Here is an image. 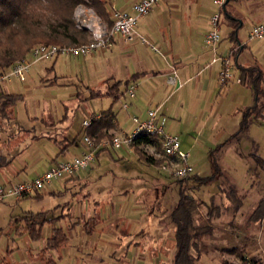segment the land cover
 <instances>
[{
    "label": "crops",
    "instance_id": "obj_1",
    "mask_svg": "<svg viewBox=\"0 0 264 264\" xmlns=\"http://www.w3.org/2000/svg\"><path fill=\"white\" fill-rule=\"evenodd\" d=\"M102 1L104 2V14L110 20L112 7L129 11L131 3L136 0ZM226 9L230 12L231 19L237 23V27L219 13L220 41L216 53L231 51L236 46L237 51L233 60L232 79L224 86H220L218 81L220 62L212 60L214 53L204 42V36L210 29V16L219 11L214 0H157L150 12L138 18L136 25V31L146 36L155 46L156 51L139 42L136 37L129 42H124L126 44V75L121 79L112 75L109 77L104 75L85 88L87 89L86 99L89 96V90H99L103 93L106 87L114 82L126 80L127 85H120L122 96L118 100L123 110L118 112L115 103H111V97L101 95L94 97L103 100L99 109L96 112L91 110L90 114L98 118L102 110L112 106L115 115V128L109 129L108 132L114 136L127 134L133 129L132 116L144 118L148 109H156L157 121L164 124L166 132L178 135L180 148L188 153V161L193 166L191 178L193 176L199 177L197 173L193 175L194 168L199 166L197 155L201 151L210 154L213 149H216L219 155L222 172L231 177L228 172L226 157L229 154L234 157H241L240 155H242L237 148L240 142L236 144L232 135L238 129L243 110L250 107L254 102L253 91L243 80V70L248 66H258L264 74V37L255 40L248 39L251 27L256 22L264 21V0H229ZM102 22L106 24L104 20ZM232 31H235L236 39H238L237 44L229 37ZM115 39L120 40L121 38L114 35L111 38V43ZM103 52L105 51L84 57L82 64L79 65L81 78L84 72L87 74L89 70L97 71L96 62L104 58ZM58 56L54 60L48 61L50 66L43 65L41 67L36 64V69L37 71L42 70L43 77L47 79V84H44V87L55 89L57 85L71 86L74 90H71L67 97L76 98L79 95L77 88L68 82L72 80L64 79L65 75L59 74L55 68ZM68 56L73 60L75 59L71 55ZM67 60L69 61L66 59L65 64L68 63ZM71 62L69 61L71 66L74 65ZM87 64H92V66L89 67ZM85 65L88 69L86 68L83 72L82 67ZM173 70L177 77L175 82L170 84L167 82V76ZM50 81L54 82L51 83ZM89 81L94 80L90 79ZM5 83L6 81L0 82V92H6L5 86H3ZM130 84L135 85L133 97L124 93ZM59 101L61 102L60 99ZM124 102L127 104L126 108L121 105ZM35 103L37 107L38 102L35 101ZM65 108L61 110L65 111ZM76 108L74 107L71 112H74ZM56 111L50 113V111L44 110L39 116H32L31 118L27 116L28 122H23L25 126H17L14 111V118L8 122L5 129L6 134L13 133L17 129H25L33 138L28 137L26 142L23 140L17 143L10 151H3L9 163L0 168V184L31 179L47 170L55 162L71 159L84 150L82 133H87L88 128L83 129L80 123L70 140L71 122L67 121L69 117H72V114L69 116L68 112L65 111L62 117L63 114ZM254 123L263 126L258 122L251 124ZM36 126L37 130L35 131ZM79 133H81L80 136ZM243 139L250 145L251 142L255 146L258 145L255 139L248 134ZM67 144V148H64ZM142 147L144 149L152 148L156 157L161 156V152H156L151 145ZM109 148L113 147L106 141L101 142L100 150L95 155L93 165L77 171L70 177L52 181L38 191L37 195L40 198H35L36 200H43L46 197L60 198V202L50 206L49 210H41L38 213L48 212L57 206L61 208L68 203L71 214L76 211L80 216H84L80 219L81 222H78L77 219H70L74 226L69 230L66 229L69 224L67 220L49 223L55 225L54 227H61L66 231L68 237L67 243L59 251L51 250L50 253L45 254L51 260L64 259L67 255V264L94 263L91 260H95L92 258L94 256L90 257V262L78 258L76 248L67 251L66 255L63 252L70 244L69 234L75 233L74 238L78 239L80 232L75 230L83 224L94 230L90 234L92 235L90 242H93L90 246L92 255H98V249L116 251L119 249L120 243L126 242L124 250L129 259L141 257H158L160 259L163 256H172L173 250L170 248L172 246L163 247L161 244L172 241V233H168L170 227L168 217H165L163 212L165 210L169 212L178 199V189L176 196L170 194L172 191L171 180L173 179L162 171L161 178H155L149 182L146 178L133 174L134 172L123 169L114 170L111 167L118 168L124 162L133 166L132 157L137 159V156L130 148L125 147H122L126 149L125 154L121 152V155L114 154L113 156L108 151ZM147 153L150 154V152ZM123 155L128 159H125ZM108 164L109 167H107ZM191 181L189 178L185 183L187 193L195 198V192H201L198 190L201 185L193 186L190 184ZM176 185L177 188L180 186L178 182ZM134 192L137 196L131 201V194ZM126 194L130 196L126 198ZM34 195L24 198H34ZM203 197L202 199H204ZM208 199L210 201V197ZM150 211L152 212L150 213ZM46 215L49 217V213ZM35 217L38 218V216ZM163 223L167 230L163 227ZM149 224L153 225L151 235L156 241L155 245L151 242L154 240L141 238L143 234L150 231ZM108 226L113 227L114 237L106 235L107 230L104 231V229ZM14 227L15 225L12 224L11 235L15 234ZM51 229L45 235L41 232L42 243L38 250L33 252L34 254L45 247ZM232 229L236 230V227ZM238 232L233 233L239 235H235L234 238L245 239L240 236L242 231ZM230 236L232 237V235ZM16 250H19L18 246L8 250L7 253L9 254L3 256L2 259L0 258V263H2L3 258L4 262L7 261L8 264H17L19 262L17 260L26 259L25 256L21 255L22 251L16 252ZM17 253L20 257L16 256ZM11 256L15 260L11 259ZM32 263L30 262V264ZM96 264H101V262L97 261ZM102 264H106V262Z\"/></svg>",
    "mask_w": 264,
    "mask_h": 264
},
{
    "label": "rangeland",
    "instance_id": "obj_2",
    "mask_svg": "<svg viewBox=\"0 0 264 264\" xmlns=\"http://www.w3.org/2000/svg\"><path fill=\"white\" fill-rule=\"evenodd\" d=\"M79 11H82L83 14L78 15V13H80ZM73 17L76 22V26L86 29L91 38V32L85 27V24L87 22H90L91 20H95L103 24L102 19H99L97 17L93 9L83 4H78L75 6L73 11ZM103 50L106 52H103L104 58L97 62L94 60L97 64V71L93 72L89 70V72L86 74L84 70L86 68L88 69V67L85 65L82 67L84 74L81 78L79 74V65L82 64V60L84 59V57H88ZM73 57L75 58L74 60L67 54H60L58 56L55 68L56 70H58L59 74L65 75L64 79L72 80L68 82H71V84H73V86L75 85V88H77V92L79 93V95L76 98L67 97L68 93L71 90H74L71 86L57 85L55 89L44 87V84H47V79L43 77L44 74L42 73V70L37 71L35 65L38 64L41 67L43 65L50 66V62L48 61L52 60H38L34 62L35 64L32 63L29 66V70L23 81H20L13 77L6 81V83L3 85L5 86L6 92H12L22 95V99L16 103L14 108L17 126H25L23 122H28L26 120L27 116H30V118L32 116H39L40 113L44 110H48L50 111V113L52 111L57 110L56 112H58L59 114H63L62 117L64 116L66 111L68 112V115L72 114V117H69V120L67 121L71 122V128L69 131V139L71 140L72 136L74 135V132L76 133V130L82 120L90 119L92 116L90 114V111L93 110L96 112V110L99 109L101 102L103 101L99 98L85 99V97L87 96V89H85L86 86L95 83L96 80H98L104 75L105 77H109L112 75L119 79L123 78V76L126 75V44L121 39H115L114 42H112L106 48L97 49L85 55ZM27 58H30V53L28 54ZM66 59H69L70 62L72 61L74 65L71 66L68 60V63L66 62L67 64H65L64 61H66ZM87 65L89 67L92 66V64ZM90 79L94 81L90 82ZM26 86L28 87L26 88ZM59 99L61 100V102L59 101ZM35 101L38 102L37 107L35 106ZM63 107L65 108V111L61 110L64 109ZM74 107L77 108L74 110V112H71ZM115 108L118 112L123 110L120 106L119 101L115 102ZM36 130L37 126L35 131ZM6 133V130H0V143L3 140H6L8 136ZM80 134L81 133H79V136ZM247 134L249 136H252L258 145L252 147L250 143L248 144L247 142H245L243 138L240 139V145L237 146V148L242 154L240 155L241 157L230 156V154L227 155L228 157H226V164L231 177H228V175L226 176L227 173L223 172V177H219L218 179L210 178V175L212 173V162L209 158L210 154L201 151L200 154L197 155L199 166L197 168H194L193 175L197 173L199 177L193 176L192 178H190V180H192L190 184L193 186H196L197 184L201 185L199 186L200 188L198 187V190H200L201 192L199 193V191H196L194 194V199L199 202H201V200L204 201L202 202V204L198 205V208L195 212V216L203 217V215L207 211V207L211 205L213 215L215 216V218L218 219L212 218L211 220V224H213V231L211 235L202 237L204 239V242L208 244V250L206 252L203 251V253H201L200 259L197 260L195 264H220L222 259H226L231 263L238 264L239 261L234 254H230L228 252H221L219 250V248H225L230 246H237L238 248L243 246V248L246 249V257H249L248 259H252L250 260L252 264H264V216L261 217L259 220H254L250 218V214L258 204L259 200L262 201L261 207L263 208L262 210H264V172H262L260 169H255V163L249 157L250 151H254L255 148V152L260 155V157L264 160V126L255 123L251 124L246 132V135ZM26 141L27 138L25 139V142ZM145 150L146 152H150V154L156 156L152 152V148H145ZM108 151L113 156L114 154L121 155V152H124V154L126 153L125 148H109ZM123 157L125 159H128L125 157V155H123ZM132 162L133 166H130L128 162H124L121 163L120 167L118 168H116L115 166L111 168L114 170L123 169L127 170L128 172H134L133 174L142 176L149 180V182H151L155 178H161V175H163V172L156 165L145 164L144 162L139 161L134 157H132ZM107 167H109V164L107 165ZM200 178L205 179V183L200 181ZM223 181H225L224 188L226 189L228 184L233 185L231 187L236 190V195L241 199L240 204L237 206L238 209L236 212H234V214H232L231 211L233 209L232 204L225 197V193L222 191L219 192L218 189H216L218 188V185ZM171 187L172 191L170 192V194L172 196H176L178 189L176 185V180H171ZM208 194H210V201L208 199L209 197L206 198ZM129 196L130 195L126 194V198ZM135 196H137L136 192L131 194V201L134 199ZM202 197L204 199H202ZM59 202L60 198L57 197H46L43 200H36L35 198L15 199L10 197L5 199L4 202H0V258L2 259L3 256L9 254L7 253V251L10 250L12 247L18 246L19 250L22 251L21 255L25 256L26 259L17 260L19 261H16L17 264H30V262H33L32 264H47L50 261V257L45 254L50 253V251H39L37 254L33 253L35 252V250H38V247L42 243V238L38 240H30L27 236H21L23 235L24 230L23 220H20L18 225L16 224L18 227V235L16 234V232V235H11L10 231L12 229V224L14 223L15 218H22L25 215L27 216L28 212H33L37 214L41 210H49L50 206H54ZM214 206L218 209H215ZM235 206L236 204L233 207ZM47 213H49L48 216L50 218L59 215L60 206H57L55 209L52 208ZM163 214H165V217H167L168 210H165ZM39 217L40 215L38 214V218H35L40 219ZM81 218H84V216H80V214L76 211H73V214L70 213V219L72 220L77 219L79 222ZM229 221H231V225H229ZM64 222L61 223L65 224ZM45 224L43 225V228L41 230L42 234L44 235L47 234L49 229L55 226L49 223ZM163 227H165L166 229V225L164 223ZM234 227H236V230L232 229ZM77 230L78 232H80V234H78V239L74 238L75 233L69 234L70 244L66 249H64V255H66L67 251H71V249L76 248L78 251V258H83L84 260L90 262V257L94 256L92 258H95V260L91 259L94 262L93 264H96L97 261H99V263L101 262V264L104 262H106V264L171 263V255L165 257L163 256L164 258L162 257L160 259L158 257H141L129 259L128 257H126V251L124 250L126 247V242L120 243V247L116 251L108 249H98L97 252L99 254L92 255L90 246L91 243L93 244V242H90V240L92 239V235L90 234H92L94 230L91 229L90 226H86L84 224L79 225V227L76 228L75 231ZM104 231H106V235H112V237H114L112 233V231H114L113 227H105ZM236 231L237 233H239L238 231H242V234H240V236L245 239L240 240L238 237L234 238L235 235L239 236L237 234H233ZM230 235H232V237ZM151 242L154 245L156 244V241ZM161 245L163 247H170V245L172 244L167 242L166 244L162 243ZM88 248L89 250H87ZM19 250H16V252H19ZM16 256H19V253H17ZM10 258L15 260L12 256ZM158 261H160V263H157ZM67 263L68 260L66 255L64 259L59 258L56 261L54 260L52 264ZM0 264H8V262L6 261V263L2 262ZM49 264L51 263L49 262Z\"/></svg>",
    "mask_w": 264,
    "mask_h": 264
},
{
    "label": "trees",
    "instance_id": "obj_3",
    "mask_svg": "<svg viewBox=\"0 0 264 264\" xmlns=\"http://www.w3.org/2000/svg\"><path fill=\"white\" fill-rule=\"evenodd\" d=\"M228 1L223 2L219 8V12L237 27V23L233 21L234 19H231V14L226 9ZM78 4L92 8L95 14L106 22L107 27L111 26V20L104 14V2L102 0H0V71H6L16 60L27 58L31 48L36 44L45 43L63 47L89 42L91 36L86 29L76 26L73 17L74 8ZM229 37L234 43H238L235 31H232ZM236 49L237 46L231 50L233 60L237 51ZM243 72L244 82L253 91L254 102L250 107L243 110L238 129L232 135V139L236 144L246 135L252 122H258L264 126V74L258 66H248ZM127 84L126 80L123 82L116 81L112 85L107 86L103 93L99 90H89L88 98L106 95L111 97V103L113 104L122 96L120 85ZM21 99V94L0 92V130H5L8 122L14 118L15 105ZM111 107L102 110L98 118L92 115L90 125L87 127V134L99 144L96 154L100 150L101 142L106 141L110 145L111 138L113 137V134L108 132L109 129L115 128V115ZM28 137L33 138L29 131L25 129H17L15 132L8 134L6 140L0 143V168L9 163L3 151H10L17 143L22 142ZM144 145H151L156 152H161V138L154 134L142 132L130 145V149L139 161L159 167L164 162V157L162 155L156 157L153 154L147 153L142 147ZM67 146L68 144L64 148H67ZM251 146L255 147L253 142H251ZM249 157L255 163V169L257 168V170L260 169L264 172V160L255 152V148L254 151H250ZM210 158L213 165V172L210 178L218 179L219 177H223L216 149L210 151ZM191 176L189 175L182 180H176L180 184L178 187V199L172 205L167 215L170 224L168 233H172L171 248L173 252L170 264H195L200 259L201 253L208 250V244L204 242L202 237L210 236L213 231L211 220L215 216L213 215L211 205L207 207V211L203 217L195 216L198 205L202 204V201H196V199L187 193V185L185 183ZM200 181L205 183V179L200 178ZM231 186L233 185L228 184L225 189V181H223L218 185V191L225 193V197L232 204L233 209L231 211L234 214L238 209L237 206L240 204L241 199L236 195V190ZM37 193L38 191L33 196L36 199L40 198ZM235 204L236 206L233 207ZM261 205L262 201L259 200L250 214L251 219L259 220L264 216V210H262ZM214 208L218 209L215 206ZM46 213L33 214L28 212L27 216L15 218L13 224L15 225L14 230L16 234L18 233L17 225L20 220L24 222L23 234L30 240L41 238V230L45 223L67 220L69 224L66 229L73 228L74 223L70 221V207L68 203L60 208L59 215L55 217H46ZM38 214L40 215V219H35V216H38ZM228 223L231 225V221ZM149 228L151 232L148 231L141 238L155 241L151 235L153 225L149 224ZM67 241L66 231L61 227H53L50 236L46 239L45 247L41 251H59ZM219 250L234 254L239 261L238 264H252L250 262L252 259L246 257V249L243 246L239 248L237 246L222 247ZM2 262H4V258ZM49 262L53 263L51 259ZM220 264L234 263L222 259Z\"/></svg>",
    "mask_w": 264,
    "mask_h": 264
},
{
    "label": "built area",
    "instance_id": "obj_4",
    "mask_svg": "<svg viewBox=\"0 0 264 264\" xmlns=\"http://www.w3.org/2000/svg\"><path fill=\"white\" fill-rule=\"evenodd\" d=\"M157 0H136L131 3L130 10H122L115 7L111 8L110 20L111 26L107 27L105 23H99L91 20L85 24V27L91 32L92 38L87 43L69 46H57L54 44L40 43L34 45L30 50V58H21L14 61L6 71H0V82L7 81L10 78H16L23 81L29 70V66L38 60H54L59 54L71 56H81L97 49H103L110 45L111 38L117 35L123 42H129L135 37L143 44L148 45L152 50L156 48L149 39L136 31L138 18L151 11ZM224 0H214L218 9ZM80 12V11H79ZM219 11L210 16V29L204 36L205 44L213 51V61L220 62L218 72V81L220 86H224L232 79L233 59L231 51L217 54L216 48L220 41L219 34ZM83 14L81 11L78 15ZM264 37V21L256 22L248 35L249 40L261 39ZM177 74L173 70L167 76V82L173 84ZM239 81V79H236ZM135 85L130 84L124 93L129 97L134 96ZM126 108L127 104H121ZM96 117V116H95ZM134 123L133 129L127 134L114 135L111 138L110 145L113 148H130L132 141L142 132L154 134L161 138V155L164 162L159 166L173 180H182L191 175L193 166L188 161V153L180 148V141L177 134L169 133L164 130V124L156 119V109H148L144 118L132 116ZM90 119H83L81 126L86 129L90 125ZM82 142L84 150L71 159L55 162L47 170L35 175L31 179L19 180L16 182H5L0 184V201L7 198L20 199L31 196L40 191L51 181L60 180L74 175L77 171L85 169L95 163L96 150L99 147L93 138L87 133H82Z\"/></svg>",
    "mask_w": 264,
    "mask_h": 264
},
{
    "label": "water",
    "instance_id": "obj_5",
    "mask_svg": "<svg viewBox=\"0 0 264 264\" xmlns=\"http://www.w3.org/2000/svg\"><path fill=\"white\" fill-rule=\"evenodd\" d=\"M227 0H225V2H226Z\"/></svg>",
    "mask_w": 264,
    "mask_h": 264
}]
</instances>
